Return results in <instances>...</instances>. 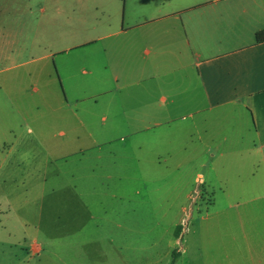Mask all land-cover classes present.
Listing matches in <instances>:
<instances>
[{
  "label": "crops",
  "instance_id": "obj_1",
  "mask_svg": "<svg viewBox=\"0 0 264 264\" xmlns=\"http://www.w3.org/2000/svg\"><path fill=\"white\" fill-rule=\"evenodd\" d=\"M171 1L140 0L136 17L99 37L116 40L92 43L91 89L107 97L109 136L57 157L74 168L51 192H73L75 224L83 215L129 263L136 250L138 264H176L191 224L218 230L221 258L264 264V0ZM21 64L0 78V142L10 149L23 138L5 118L30 114L19 98L34 70L13 71ZM73 78L67 95L79 89ZM6 160L0 151L1 193Z\"/></svg>",
  "mask_w": 264,
  "mask_h": 264
},
{
  "label": "rangeland",
  "instance_id": "obj_2",
  "mask_svg": "<svg viewBox=\"0 0 264 264\" xmlns=\"http://www.w3.org/2000/svg\"><path fill=\"white\" fill-rule=\"evenodd\" d=\"M139 2L0 0V78L11 74L8 67L13 64H24L13 71L34 70L32 77L25 78L19 98L21 108L28 106L29 118H5V122L17 123L23 140L11 149L8 138L0 142V151L7 154L3 167L6 182L0 192V264H132L108 240L101 239L83 215V222L75 224L81 207L73 192H51L50 187L66 184L63 175L74 168V158L57 161V157L109 136L106 127L112 114L103 102L107 97L93 96L91 89L95 68L91 64L92 43L116 40L99 37L126 25ZM143 7L144 12H153L147 1ZM72 75L79 89L67 95L64 84L68 85L66 77ZM76 115L83 121L70 128ZM33 122L41 124L34 127ZM211 211V205L196 211L194 219ZM208 222L202 221V228ZM188 228L182 239L188 249L176 264H251L247 257L221 258L218 230L212 225L205 231L198 228L196 233L190 232L191 224ZM34 241L44 250L33 254L30 246ZM138 254L131 250L135 264Z\"/></svg>",
  "mask_w": 264,
  "mask_h": 264
},
{
  "label": "built area",
  "instance_id": "obj_3",
  "mask_svg": "<svg viewBox=\"0 0 264 264\" xmlns=\"http://www.w3.org/2000/svg\"><path fill=\"white\" fill-rule=\"evenodd\" d=\"M187 225H188V218L185 216V218H183V220H182V226H183V228H186Z\"/></svg>",
  "mask_w": 264,
  "mask_h": 264
},
{
  "label": "trees",
  "instance_id": "obj_4",
  "mask_svg": "<svg viewBox=\"0 0 264 264\" xmlns=\"http://www.w3.org/2000/svg\"><path fill=\"white\" fill-rule=\"evenodd\" d=\"M260 35V34H257V36Z\"/></svg>",
  "mask_w": 264,
  "mask_h": 264
}]
</instances>
